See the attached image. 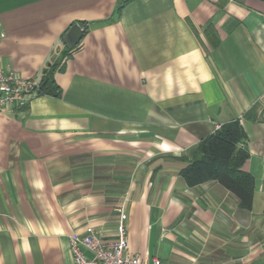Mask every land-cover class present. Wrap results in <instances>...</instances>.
Listing matches in <instances>:
<instances>
[{
  "label": "crops",
  "instance_id": "0c3cea01",
  "mask_svg": "<svg viewBox=\"0 0 264 264\" xmlns=\"http://www.w3.org/2000/svg\"><path fill=\"white\" fill-rule=\"evenodd\" d=\"M0 25L5 70L62 67L60 97L0 109V264H75L70 235L116 240L122 205L144 259L264 264V0H0ZM235 120L251 209L181 175Z\"/></svg>",
  "mask_w": 264,
  "mask_h": 264
},
{
  "label": "trees",
  "instance_id": "16d2710c",
  "mask_svg": "<svg viewBox=\"0 0 264 264\" xmlns=\"http://www.w3.org/2000/svg\"><path fill=\"white\" fill-rule=\"evenodd\" d=\"M57 69H62L61 61L52 62L42 75L38 95H62V89L54 78ZM246 137L243 127L235 120L222 124L218 130L202 139L194 149L193 159L181 170L187 184L195 186L218 180L239 198L242 207L251 209L255 179L243 168L249 157L244 146Z\"/></svg>",
  "mask_w": 264,
  "mask_h": 264
},
{
  "label": "built area",
  "instance_id": "2783aa9c",
  "mask_svg": "<svg viewBox=\"0 0 264 264\" xmlns=\"http://www.w3.org/2000/svg\"><path fill=\"white\" fill-rule=\"evenodd\" d=\"M6 35L7 32L0 25V40ZM38 90V80L23 78L15 71H7L0 63V109L24 107L38 96ZM215 126L220 127L218 124ZM118 211L120 217L116 240H104L95 230L70 235V248L75 264H162L158 258L147 260L131 249L123 205ZM84 250L91 255H86Z\"/></svg>",
  "mask_w": 264,
  "mask_h": 264
},
{
  "label": "water",
  "instance_id": "95a60500",
  "mask_svg": "<svg viewBox=\"0 0 264 264\" xmlns=\"http://www.w3.org/2000/svg\"><path fill=\"white\" fill-rule=\"evenodd\" d=\"M83 37V30L79 24H74L71 28L66 32L63 39L66 44L70 47L77 45Z\"/></svg>",
  "mask_w": 264,
  "mask_h": 264
},
{
  "label": "rangeland",
  "instance_id": "374dc122",
  "mask_svg": "<svg viewBox=\"0 0 264 264\" xmlns=\"http://www.w3.org/2000/svg\"><path fill=\"white\" fill-rule=\"evenodd\" d=\"M218 125H219V124H218ZM220 127H221V125H220ZM220 127H219V128H220ZM219 128H216V126H215V130H218Z\"/></svg>",
  "mask_w": 264,
  "mask_h": 264
}]
</instances>
